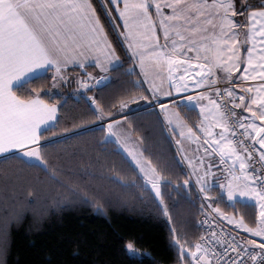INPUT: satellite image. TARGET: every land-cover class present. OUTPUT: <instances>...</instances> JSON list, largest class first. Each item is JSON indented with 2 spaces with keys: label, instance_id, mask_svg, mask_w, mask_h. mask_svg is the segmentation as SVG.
I'll return each instance as SVG.
<instances>
[{
  "label": "snow or ice",
  "instance_id": "1",
  "mask_svg": "<svg viewBox=\"0 0 264 264\" xmlns=\"http://www.w3.org/2000/svg\"><path fill=\"white\" fill-rule=\"evenodd\" d=\"M101 3L116 43L93 0H0V165L19 161L40 169L62 190L49 193L25 185L21 172L10 187L4 174L0 264L7 252L8 224L21 220L31 204L49 199L56 205L79 202L103 211L104 193L83 186L73 170L50 163V150L78 137L76 129L99 131L103 144L116 145L135 178L126 179L110 164L108 179L136 191L140 201L156 203L169 223L177 264H264V0ZM121 45L126 60L117 51ZM128 61L125 75L138 79L105 107L90 93L102 91L110 70L124 68ZM91 67L105 75H94ZM144 82L147 87L140 91ZM221 82L227 86L219 87ZM66 86H74L71 98L83 101L86 111L69 114ZM140 100L158 107L169 134L179 137L172 163L154 162L140 145L142 138L131 139V123L119 113ZM182 108L198 110L195 126L181 115ZM64 121L71 127H64ZM94 122L100 123L87 127ZM175 169L182 175L174 174ZM193 188L205 217L198 227H206L189 240L180 234L183 225L178 229L173 222L165 196L171 189L191 200ZM221 201L232 208L258 209L254 222L226 213ZM214 215L260 239L213 227ZM126 248L136 251L130 241Z\"/></svg>",
  "mask_w": 264,
  "mask_h": 264
},
{
  "label": "trees",
  "instance_id": "2",
  "mask_svg": "<svg viewBox=\"0 0 264 264\" xmlns=\"http://www.w3.org/2000/svg\"><path fill=\"white\" fill-rule=\"evenodd\" d=\"M93 3L102 20L106 21L110 38L116 43V33L107 22L101 0H93ZM117 51L122 60L127 59L122 45L117 47ZM130 66L131 61H128L124 68L111 70V81L102 91L98 88L92 92L105 107L116 103L127 90L133 88L130 81L138 79V76L125 75V70ZM68 87L65 93L69 97V114L75 116L86 111L87 105L83 101L78 103L72 99V87ZM144 88L142 85L140 91ZM144 105V101H136L133 103L134 113L127 116L132 133L135 137L142 138L145 154L154 162L172 163L177 158L176 147L163 120L155 109H147L149 106ZM116 108H119L118 104ZM116 108L112 111L118 117L120 113L116 114ZM181 112L191 124L198 118L195 111L182 108ZM97 123H91L87 127L94 128ZM63 126L71 127V122L64 121ZM74 131L80 132V135L68 144H61L50 150V163L60 165L65 170H73L76 173L73 178L83 186L104 193L103 211L79 202L56 205L49 199L31 204L21 220L8 224L7 252L2 257V264H177V250L171 244L169 223L159 212L156 203L150 198L140 201L136 191H126L108 179L110 164H114L115 170L121 171L126 179L135 178L115 151L116 145L103 144L99 131ZM82 168L92 175H85ZM17 172L22 173L25 185L44 188L49 193L62 191L40 169L28 168L19 161L0 165V191L3 189L4 174L7 173L11 187ZM175 172L182 175L180 169H175L174 174ZM168 191L171 195L165 196V202L173 215V222L178 229L183 225L180 232L182 236L186 233L189 240L195 239L200 234L198 221L201 213V201L197 198L196 189L193 188L191 200L185 198V194L171 189ZM125 193L123 200L115 199ZM220 207L226 213L243 215L248 223H253L256 217V210L252 206L238 204L236 208H232L221 201ZM2 218L3 213L0 212V225L3 223ZM129 241L134 244L136 253H130L126 248Z\"/></svg>",
  "mask_w": 264,
  "mask_h": 264
},
{
  "label": "crops",
  "instance_id": "3",
  "mask_svg": "<svg viewBox=\"0 0 264 264\" xmlns=\"http://www.w3.org/2000/svg\"><path fill=\"white\" fill-rule=\"evenodd\" d=\"M109 7H113L112 5H109ZM165 11H169L168 9H165ZM112 15L113 16H117L118 15V13H116L115 11H113V13H112ZM116 23L117 24H122V21H120V20H117L116 21ZM120 31H123V29L121 28L120 29ZM243 37H241V39H242ZM164 41H163V39H161V43H163ZM262 47H264V45H262ZM136 69H137V72L139 73V66L138 65H136ZM71 72H73V73H79V69L78 68H75V69H72V68H70L69 69ZM89 71H92L93 72V74L94 75H105L104 73H100L99 72V69L98 68H95V67H91L90 69H89ZM111 71V70H110ZM166 75V74H165ZM235 75V74H234ZM246 83H248V84H254V83H259V81H247ZM143 85H144V87L146 88L147 87V83L146 82H144L143 83ZM70 87H74V86H70ZM71 90V89H70ZM193 91H196V90H193ZM185 94H188V93H185ZM184 94V95H185ZM90 95H93L92 93H90ZM162 100L164 99V98H161ZM150 104H145L144 106H149ZM151 106V105H150ZM129 108H133V104H129ZM159 114H160V116H161V118H162V120H163V114L162 113H160L159 112V109H155ZM180 111H181V109H180ZM196 113H197V119L195 120V122L196 121H198L199 120V115H198V110L197 111H195ZM181 115L182 116H184L183 114H182V112H181ZM250 115V114H249ZM195 122L194 123H192L194 126H195ZM121 123L124 125V127L126 128L127 127V124H124V122L123 121H121ZM163 123H164V125H165V122H164V120H163ZM190 123V122H189ZM166 130H167V132H168V134H169V130L166 128ZM170 135V134H169ZM170 138H171V140H172V142H173V144L175 145V147L177 148V145L175 144V139H178L179 137H173L172 135H170ZM131 139L133 140V141H137L138 140V138L137 137H135L134 135H133V133H132V136H131ZM140 145L143 147V144H142V142H141V140H140ZM192 147L194 148L195 147V145H192ZM144 149V148H143ZM241 235V234H240Z\"/></svg>",
  "mask_w": 264,
  "mask_h": 264
},
{
  "label": "built area",
  "instance_id": "4",
  "mask_svg": "<svg viewBox=\"0 0 264 264\" xmlns=\"http://www.w3.org/2000/svg\"><path fill=\"white\" fill-rule=\"evenodd\" d=\"M110 81H111V77L109 76V81H107L105 85H107ZM218 86H219V87H225V86H227V84L224 83V82H221ZM196 91H198V90H196ZM188 94H189V93H188ZM188 94H185V95H188ZM149 108H151V109H159L158 107H152V106L147 107V109H149ZM127 109H128V108H127ZM132 113H134V112L127 113V114H125V116H128V115H130V114H132ZM115 118H116V119H119V116H118V117H115ZM99 123H100V122H98L94 127H96ZM203 219H205V217H204V215H203L202 213H200L199 221H201V220H203ZM212 219H216V220H217V224L214 225L213 227H217V226H218V227H222V228H225V229L228 230V231H234L235 233L238 234V236H241L237 231H235L234 229H232V228H231L230 226H228L227 224L223 223V222H222L221 220H219L217 217L213 216ZM199 221H198V222H199ZM205 227H206V226H205ZM205 227H198L199 230H200V233L203 232V231L205 230Z\"/></svg>",
  "mask_w": 264,
  "mask_h": 264
},
{
  "label": "rangeland",
  "instance_id": "5",
  "mask_svg": "<svg viewBox=\"0 0 264 264\" xmlns=\"http://www.w3.org/2000/svg\"><path fill=\"white\" fill-rule=\"evenodd\" d=\"M69 89V87L68 86H66L65 88H64V91H66V89ZM67 89V90H68ZM150 106V105H149ZM135 110V108L133 109V108H129V106H128V109H124L121 113H120V115H124L125 116V114H127V113H131V112H133ZM137 110V109H136ZM255 210H256V214H257V212H258V209H256L255 208ZM215 216V215H214ZM238 216V215H237ZM216 217V216H215ZM219 220H221L223 223H225V224H227L228 226H230L232 229H234L235 231H237L239 234H241V237H244L245 239H248V238H253V239H260V238H257V237H254V236H251V234H248V233H246L243 229H240V228H238V227H236L235 225H230V224H228V222L226 221V220H224L222 217L221 218H218ZM136 250V249H135ZM130 252V251H129ZM137 251H135V253H136ZM130 253H134V252H130Z\"/></svg>",
  "mask_w": 264,
  "mask_h": 264
}]
</instances>
